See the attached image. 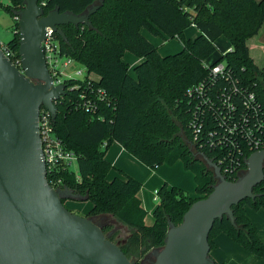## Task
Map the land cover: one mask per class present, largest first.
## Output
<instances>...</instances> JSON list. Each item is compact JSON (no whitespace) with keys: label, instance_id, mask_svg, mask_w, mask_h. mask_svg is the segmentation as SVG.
I'll return each mask as SVG.
<instances>
[{"label":"trees","instance_id":"obj_1","mask_svg":"<svg viewBox=\"0 0 264 264\" xmlns=\"http://www.w3.org/2000/svg\"><path fill=\"white\" fill-rule=\"evenodd\" d=\"M97 1L40 0V3L45 13L58 7L61 12L80 14ZM24 7L25 0L0 1V8L13 18ZM90 20L91 26H60L66 38L58 31L54 33L60 54L73 58L87 73L66 80V93L56 101L57 114L53 119L56 134L77 155V171L60 164L53 173H48V179L52 183L51 177L56 176L61 179L59 187L90 200L93 206L86 216L110 214L127 225L129 233L121 240V248L135 264H143L153 249L165 245L170 223L179 225L193 202L214 189L217 179L204 155L213 159L229 180H237L239 172L247 169L245 158L253 151L245 143L241 146L246 156L233 163L224 156L228 147L209 144L207 131L219 130L210 117L204 122L201 143L195 141L191 119L199 97L190 95L189 90L200 82H208L210 66L206 61L217 50L216 40L224 35L232 44L231 50L212 64L225 62L239 84L256 93L264 115V67L255 62L248 44L264 28V0H104ZM192 25L200 30L195 39L185 35ZM143 29L166 39H179L182 49L162 55ZM14 30L8 44L19 56L16 19ZM126 52L143 58L133 68L134 73L124 59ZM216 82L210 83L214 85L210 96H215L214 91L224 85L223 80ZM205 110L210 113L206 106ZM260 134L264 138L263 128ZM115 142L151 169L180 159L186 168L198 167L199 196L190 197L183 189L165 183L157 191L155 221L148 225L147 211L138 197L143 182L106 157ZM224 157L226 165L232 168L230 174L219 165ZM112 168L125 176L109 179ZM254 193L255 198H246L233 206L236 226L227 215L215 221L209 237L211 249L214 237L224 232L264 257V242L246 212V207L264 209V180L255 186ZM112 228L108 226L104 231ZM118 234L114 232L110 238L115 241Z\"/></svg>","mask_w":264,"mask_h":264},{"label":"water","instance_id":"obj_2","mask_svg":"<svg viewBox=\"0 0 264 264\" xmlns=\"http://www.w3.org/2000/svg\"><path fill=\"white\" fill-rule=\"evenodd\" d=\"M104 0L83 13H45L40 0H25L19 18V52L25 72L0 47V264H135L91 216L71 211L63 199L83 198L48 181L39 133L42 107L53 118L56 101L66 85H54L42 42L48 28L66 38L62 25H92L90 16ZM217 183L206 197L190 206L179 225L170 223L165 245L156 248L155 264H219L211 256L210 233L218 218L227 215L237 225L233 206L255 198L264 180V149L247 159V169L229 180L204 155ZM125 241V240H124Z\"/></svg>","mask_w":264,"mask_h":264},{"label":"built area","instance_id":"obj_3","mask_svg":"<svg viewBox=\"0 0 264 264\" xmlns=\"http://www.w3.org/2000/svg\"><path fill=\"white\" fill-rule=\"evenodd\" d=\"M15 19L19 20L17 16H15ZM54 33L51 28H48L47 38L42 42V45L47 66L53 78V84L66 85L67 79L85 76L86 69L82 66L79 67L80 65L75 66L77 63L73 58L60 54V44L54 37ZM0 47L12 63L21 72H25L21 56H17L8 43L0 41ZM206 65L210 66L208 82H200L189 90L190 95L196 94L199 97L191 119L195 141L201 143L204 135V122L206 118L210 117L219 130L209 129L207 131L208 142L212 147H228L227 154H224V156L231 163L246 156L241 146L242 143H245L246 147L253 152L264 149V138L260 134V130L264 129V115L256 93L242 87L238 78L233 75L232 70L227 67L225 62L212 64L206 61ZM217 79L223 80L224 85L214 91L213 94H216L215 96H210V88H214V85L212 86L210 83L213 84L215 82L216 84ZM87 105H90V103ZM205 106L208 107L210 113L207 114V110L204 111ZM53 119L51 112L47 108L42 107L39 116V133L48 173L51 171L53 173L60 164L72 169L73 162H77V155L73 151L68 150L62 139L56 134ZM225 157L219 160V165L224 167V172L230 174L232 173V168L230 165H226ZM248 157L245 158V161H247ZM243 172H239V176ZM51 180L52 183L48 179L54 188H61L59 187L61 179L52 176Z\"/></svg>","mask_w":264,"mask_h":264},{"label":"crops","instance_id":"obj_4","mask_svg":"<svg viewBox=\"0 0 264 264\" xmlns=\"http://www.w3.org/2000/svg\"><path fill=\"white\" fill-rule=\"evenodd\" d=\"M199 34H200V30L196 27V25H192L185 30L186 37L190 39H195ZM223 37L224 39H227L228 41L227 47L225 50H220L218 47V42L222 40ZM162 38L165 40L164 42L169 40V38L167 39L164 37ZM216 44H217V50L213 55H211L207 59L208 62L212 63L216 61L224 53L230 51L232 47L231 42L224 35L220 36L216 40ZM248 44H249L250 52L252 56H259V54L260 56H264V28L258 35L249 39ZM254 51H257L258 53L254 54L253 53ZM130 53L131 52H126L125 56H130L129 58L132 61L134 60L133 63H131V61H128L125 58V56H124V59L127 60L131 64V70H133V68L137 64H139L143 60V58H139L133 53L131 54ZM133 56H136V58H134ZM213 56H216V57L213 58ZM263 67H264V64H263ZM106 157L113 165L121 168L124 172L135 177L136 179L143 180L145 176L149 174L150 172L148 168L144 167L141 164L136 163L135 160L137 159H135L133 155L130 154L118 142H115L113 143V145H111V147L109 148L106 154ZM132 166L136 167L134 171L131 170ZM137 168H139V171H137ZM159 173H160V170H158V172H154L153 174H151V177L147 179L146 183H143L144 186L142 185V188L138 193V197L140 198L142 202V206L148 213L147 216L145 217V221L148 225L153 224L151 220H149V217L150 215H154V210L157 206V205L155 207L152 206L151 199L149 196V191H150L149 188H152V186L153 187L155 186L154 189L156 190L159 189L158 186H161L162 184V180L160 179V177H158ZM113 174H117V173L114 172ZM156 179H159V181L157 180L156 182ZM153 180H155V183L152 182ZM157 196L158 195L156 194V199H157ZM198 196L199 194L197 193V195L193 196V198H196ZM67 199L69 200L70 198H67ZM72 200H75V199H72ZM246 212L250 220L257 226L258 231H259V236L261 240L264 242V209L254 210L251 207H246ZM153 219L155 221L154 216H153ZM214 243L215 245L211 249V256L218 263H222V264H264V257L258 256L255 253L249 251L247 248H245L243 245L235 241L233 238H231L229 235H227L224 232H221L214 237Z\"/></svg>","mask_w":264,"mask_h":264},{"label":"rangeland","instance_id":"obj_5","mask_svg":"<svg viewBox=\"0 0 264 264\" xmlns=\"http://www.w3.org/2000/svg\"><path fill=\"white\" fill-rule=\"evenodd\" d=\"M0 1L8 2V0H0ZM14 24H15V20L13 16H11V14H9L4 9L0 8V41L1 42L8 43L13 38L14 32H15ZM142 32L150 41H152L153 43H155V45L159 47V51L162 55L173 54L182 49V43L177 38H172L164 42L165 40L161 36L153 35L146 29H143ZM227 42H228L227 39H224L223 37L222 40L218 42L219 49L225 50L227 47ZM253 53L256 54L258 52L254 51ZM129 57L130 56H125V58L128 61H131V63H133L134 60L132 61ZM133 57L136 58V56H133ZM215 57L216 56H213V58ZM252 57L255 59V62L260 67H263L264 56H260L259 54V56H252ZM75 66H78V65H75ZM131 73H134V71L131 70ZM134 158L137 159L136 157ZM135 161L136 163L141 164L150 170L149 174H147L143 180H140L143 183H146L147 179L151 177V174H153L154 172H158V170H160L158 177H160V179L162 180L161 186L167 183L168 186L171 188L179 187L183 189L190 197L197 195V191H196L197 178H198V175L201 176V171L199 170L198 167L195 169L186 168L184 162L180 159L173 164L164 163L156 169H151L149 166H147L145 163L141 162L140 160L137 159ZM77 167H78L77 162H73L71 166L72 170L76 171ZM135 169L136 167L132 166L131 170L134 171ZM137 171H139V168H137ZM114 172H116L118 175L113 174ZM115 176L124 177L125 175L121 173L118 169L112 168L111 173L109 174V179H112ZM157 180L159 181V179H156V182ZM152 182L155 183V180H153ZM161 186H158V187L160 188ZM154 187L152 186V188H149L150 189L149 196L151 199L152 206L155 207L158 204V200L156 199V194H157L158 189L156 190L154 189ZM65 205L74 213H77L82 216H86V214L89 212V210L93 206L90 200H85V199H82V200L66 199ZM153 216L154 215H150L149 217V220H151L152 223H154ZM91 217L94 218V220L97 223L101 224L104 228H107L108 226H113V228L108 230L106 233L111 236L114 232L118 231L119 234L116 236L115 241H121L122 239L126 238V236L129 233L128 226L120 222L113 215L104 214V215L91 216ZM149 254L146 256V258L143 259V264H155L154 263L155 258L150 257L149 259L148 258Z\"/></svg>","mask_w":264,"mask_h":264},{"label":"flooded vegetation","instance_id":"obj_6","mask_svg":"<svg viewBox=\"0 0 264 264\" xmlns=\"http://www.w3.org/2000/svg\"><path fill=\"white\" fill-rule=\"evenodd\" d=\"M99 224V223H98ZM101 225V224H100ZM102 226V225H101ZM150 257L151 258H154V255H152V254H149V256H148V258L150 259Z\"/></svg>","mask_w":264,"mask_h":264}]
</instances>
